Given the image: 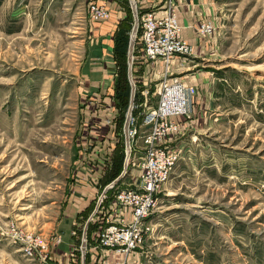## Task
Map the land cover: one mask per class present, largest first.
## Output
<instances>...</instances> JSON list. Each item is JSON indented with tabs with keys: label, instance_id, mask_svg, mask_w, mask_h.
Segmentation results:
<instances>
[{
	"label": "rangeland",
	"instance_id": "rangeland-1",
	"mask_svg": "<svg viewBox=\"0 0 264 264\" xmlns=\"http://www.w3.org/2000/svg\"><path fill=\"white\" fill-rule=\"evenodd\" d=\"M191 1L201 13L198 21L211 23V33L204 37L212 45L204 60L189 54L162 64L163 77L181 82L170 65L179 61L188 65L180 74L197 71L223 79L216 84V104L202 128L180 134L170 117L176 131L167 132L160 144L178 148L179 158L146 219L149 237L130 252L117 253L118 262L264 264V0ZM82 4L0 0V264H52V254H58L53 248L59 243L56 229L70 188L89 175L79 171L78 145L72 139L80 116L73 74L88 42ZM130 4L126 1L125 25L116 30L112 49L117 87L123 93L121 127L130 114L135 132L125 140L121 129L119 167L108 176L122 172L119 179L103 194L98 189L81 217H75L68 264H82L79 246L85 223L86 245H98L95 235L108 225L105 218L110 221L112 213L116 219L114 194L136 182L146 147L142 114L156 108L159 99L160 78L146 89L136 86L142 47L139 27L134 33L131 28L145 9L137 8L134 17ZM128 35H134L130 109V87L127 98L124 81ZM116 36L121 38V55L115 50ZM191 97L189 112L178 115L183 120L195 115ZM36 236L45 244L43 258L24 252L25 237Z\"/></svg>",
	"mask_w": 264,
	"mask_h": 264
},
{
	"label": "crops",
	"instance_id": "crops-1",
	"mask_svg": "<svg viewBox=\"0 0 264 264\" xmlns=\"http://www.w3.org/2000/svg\"><path fill=\"white\" fill-rule=\"evenodd\" d=\"M126 1L129 3L130 0H83L81 6L87 14L84 28H87L88 42L86 52L83 49L81 60L75 74H73L75 75V84L72 88L77 98V111L80 116L76 123V130L73 131L72 139L75 141V145H78L76 155L77 165L80 167L79 171L83 170L89 175L88 178L84 175L81 176L70 188L63 216L56 229V237L59 239V243L53 244L52 242L55 245L54 251L58 253L52 254L55 258L52 264H68V246L74 237L72 236L74 223L91 204L97 190H102L115 178L108 176L119 167L117 160L121 154L119 147H121L120 134L123 121L120 115V97L122 95L117 87V63L112 45L116 30L125 25ZM176 1L177 20L182 26L181 35L193 46L191 56L194 55L196 60H204L203 56L206 52L209 53L212 43L207 40L208 37L198 36L194 33V28L200 22L198 19L201 13L194 7L191 0ZM134 2L138 9L151 7L157 9V13L162 12L160 9L162 5L157 0H134ZM91 3L102 6L109 13V16L98 20L88 17L87 7ZM128 59L131 61V55L128 56ZM181 63L172 61L169 64L172 70L179 72L178 78L182 83L192 85L195 88V93L191 97V107L195 115L187 120H183L180 116L173 117L178 124V133L180 134L202 128L207 114H209V109L216 104L215 93L219 88L216 84H219V80L223 79L220 76L212 78L209 74L197 71L180 74L188 67L185 62L183 65ZM162 64L159 59H149L139 50L136 60L137 72L134 73L136 86L146 89L152 81L163 77L165 70ZM171 69L168 74L171 73ZM123 130L124 127L122 134ZM134 177L136 180L137 172ZM75 217L78 218L75 220ZM85 241L84 233V238L82 237V243L79 246L80 263L120 264L116 252L94 244L86 245ZM85 249L86 252L84 253Z\"/></svg>",
	"mask_w": 264,
	"mask_h": 264
},
{
	"label": "built area",
	"instance_id": "built-area-1",
	"mask_svg": "<svg viewBox=\"0 0 264 264\" xmlns=\"http://www.w3.org/2000/svg\"><path fill=\"white\" fill-rule=\"evenodd\" d=\"M157 1L162 5V13L156 14L152 9H145L138 19L135 18L134 31L139 27L137 36L142 53L149 59H159L166 64L173 57L192 54L193 50L181 37L182 28L177 20L175 0ZM130 3L131 12L135 17L137 7L134 0H130ZM88 14L93 20L109 16L102 6L93 3L88 6ZM211 30L209 21L199 22L194 28L198 36L209 35ZM137 36L135 35V38ZM128 82L130 86L129 78ZM157 88L159 99L156 108L144 112L141 118V124L147 128V135L136 182L132 187L115 192L113 205L118 213L116 219L113 214L110 221L106 217L105 222L108 225L98 229L95 235L99 246L116 253H128L144 244L145 239L149 237L146 219L154 210L156 194L162 190L179 158L178 148L165 147L160 142L167 132L176 131V123L170 117L173 119L174 116L186 115L189 112V99L194 93V88L177 80L169 81L165 77L159 79ZM132 122L129 114L123 130L126 132L125 140L135 132ZM126 153L128 154L127 148ZM24 242V252L43 258L41 251L45 244L39 236L25 237Z\"/></svg>",
	"mask_w": 264,
	"mask_h": 264
},
{
	"label": "water",
	"instance_id": "water-1",
	"mask_svg": "<svg viewBox=\"0 0 264 264\" xmlns=\"http://www.w3.org/2000/svg\"><path fill=\"white\" fill-rule=\"evenodd\" d=\"M134 15V13H133ZM135 30V22L133 23L132 25V28H131V32H134ZM132 44H133V36L129 35V40H128V49H127V64H128V71H127V74H128V78H129V81H130V63L131 61L128 59V56L131 55V49H132ZM131 83V81H130ZM132 93H133V87L132 85H130V97H129V107L128 109H130L131 107V98H132ZM129 113V111L127 112ZM126 113V115H127ZM122 173V172H121ZM121 173L115 177L109 184H107L103 189H102V192L101 194H103L108 188L112 187L116 181L119 179ZM85 226H86V223L84 224V228H83V234H82V237L84 238V230H85Z\"/></svg>",
	"mask_w": 264,
	"mask_h": 264
},
{
	"label": "trees",
	"instance_id": "trees-1",
	"mask_svg": "<svg viewBox=\"0 0 264 264\" xmlns=\"http://www.w3.org/2000/svg\"><path fill=\"white\" fill-rule=\"evenodd\" d=\"M130 28V27H129ZM128 40H129V35L127 36V42H126V47H125V50H124V56H125V63H127V49H128ZM115 41H117L116 43V46H115V50H116V52H117V55H121L120 53L121 52H119V51H121V47H120V44H121V38H118V36H116V39H115ZM133 52V51H132ZM125 80L124 81H126V83H127V85L128 86H125V87H127L128 89H127V98H128V95H129V82H128V78H127V72H126V69H125ZM125 87H123V90H126L125 89ZM123 93L121 92V95H122ZM128 103V102H127ZM114 177H116V175L115 176H113V178Z\"/></svg>",
	"mask_w": 264,
	"mask_h": 264
},
{
	"label": "bare ground",
	"instance_id": "bare-ground-1",
	"mask_svg": "<svg viewBox=\"0 0 264 264\" xmlns=\"http://www.w3.org/2000/svg\"><path fill=\"white\" fill-rule=\"evenodd\" d=\"M179 25H180V24H179ZM180 26H181V25H180ZM181 28H182V26H181ZM181 30H182V29H181ZM203 36H209V35H203ZM181 37H182V35H181ZM182 39L185 40L183 37H182ZM185 41H186L187 44H190L187 40H185ZM190 45H191V44H190ZM191 47H192V50H193V46H192V45H191Z\"/></svg>",
	"mask_w": 264,
	"mask_h": 264
}]
</instances>
